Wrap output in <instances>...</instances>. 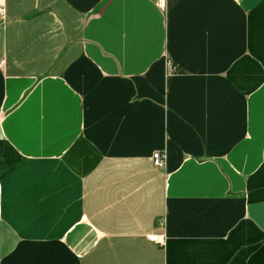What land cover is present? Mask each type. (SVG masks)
<instances>
[{"label": "crops", "instance_id": "crops-1", "mask_svg": "<svg viewBox=\"0 0 264 264\" xmlns=\"http://www.w3.org/2000/svg\"><path fill=\"white\" fill-rule=\"evenodd\" d=\"M0 264H264V0H3Z\"/></svg>", "mask_w": 264, "mask_h": 264}, {"label": "built area", "instance_id": "built-area-1", "mask_svg": "<svg viewBox=\"0 0 264 264\" xmlns=\"http://www.w3.org/2000/svg\"><path fill=\"white\" fill-rule=\"evenodd\" d=\"M3 0H0V6H2ZM164 152L161 150H153L150 154L151 162L154 166H161L164 162ZM149 240H152L154 242H163V235L162 234H156V233H149L146 235ZM152 237H156V239H152Z\"/></svg>", "mask_w": 264, "mask_h": 264}, {"label": "snow or ice", "instance_id": "snow-or-ice-1", "mask_svg": "<svg viewBox=\"0 0 264 264\" xmlns=\"http://www.w3.org/2000/svg\"><path fill=\"white\" fill-rule=\"evenodd\" d=\"M152 239H156V237H152Z\"/></svg>", "mask_w": 264, "mask_h": 264}]
</instances>
